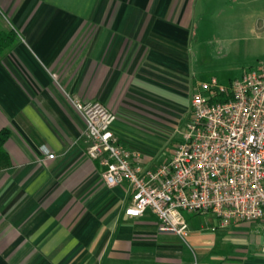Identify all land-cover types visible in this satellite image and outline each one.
Instances as JSON below:
<instances>
[{
  "label": "crops",
  "instance_id": "1",
  "mask_svg": "<svg viewBox=\"0 0 264 264\" xmlns=\"http://www.w3.org/2000/svg\"><path fill=\"white\" fill-rule=\"evenodd\" d=\"M198 1L0 0L4 26L21 37L0 58V131H12V165L0 170V264H264L261 221L223 228L212 212H185L183 240L152 212L129 216L132 186L106 184L73 103L102 102L145 168L166 162L157 126L181 134L208 81L195 69ZM257 25H246L247 39L241 21L229 24L236 36L223 33L220 51L264 62ZM235 66V79L255 67ZM210 215L208 228L197 224Z\"/></svg>",
  "mask_w": 264,
  "mask_h": 264
},
{
  "label": "built area",
  "instance_id": "2",
  "mask_svg": "<svg viewBox=\"0 0 264 264\" xmlns=\"http://www.w3.org/2000/svg\"><path fill=\"white\" fill-rule=\"evenodd\" d=\"M221 94L228 99L220 101ZM73 103L86 119L87 152L102 166L106 184L132 186L129 216L152 212L162 231L183 240L189 233L185 212H212L223 228L264 223V62L230 85L216 77L202 82L192 97L184 141L157 168H145L142 152L122 144L113 110L100 101Z\"/></svg>",
  "mask_w": 264,
  "mask_h": 264
},
{
  "label": "rangeland",
  "instance_id": "3",
  "mask_svg": "<svg viewBox=\"0 0 264 264\" xmlns=\"http://www.w3.org/2000/svg\"><path fill=\"white\" fill-rule=\"evenodd\" d=\"M243 2V4H242ZM247 17L252 18L247 21ZM235 21H241L244 26L238 29L240 35L245 38L255 39L250 29L246 26L249 23L258 24L257 32L261 38V44H264V0H199L197 6L195 33L197 40V49L195 56V69L201 74V79L210 80L217 77L218 81L230 85L231 80L239 78L242 71H233L239 65L258 64L257 60L253 62L244 56L225 54L219 49L220 39L223 33H228L229 37L236 36L235 32L229 28V24ZM263 57V56H260ZM181 134L167 136L170 130L166 126H157V135L154 136V145L158 148L164 157L172 155V148L177 141H184V133L187 125L181 127ZM215 217H198L197 224L208 228V224L215 222Z\"/></svg>",
  "mask_w": 264,
  "mask_h": 264
},
{
  "label": "trees",
  "instance_id": "4",
  "mask_svg": "<svg viewBox=\"0 0 264 264\" xmlns=\"http://www.w3.org/2000/svg\"><path fill=\"white\" fill-rule=\"evenodd\" d=\"M21 42V37L13 28L4 26L3 14L0 11V58L12 52ZM228 97L221 94L219 100L226 101ZM12 136L10 128H4L0 131V170L6 169L12 165L11 155L6 149V143Z\"/></svg>",
  "mask_w": 264,
  "mask_h": 264
}]
</instances>
